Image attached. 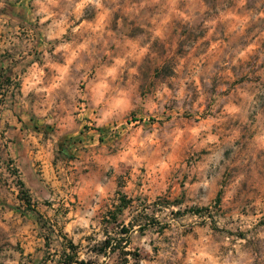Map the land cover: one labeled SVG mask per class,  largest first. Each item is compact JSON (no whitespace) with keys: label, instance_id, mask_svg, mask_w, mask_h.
I'll return each instance as SVG.
<instances>
[{"label":"rangeland","instance_id":"obj_1","mask_svg":"<svg viewBox=\"0 0 264 264\" xmlns=\"http://www.w3.org/2000/svg\"><path fill=\"white\" fill-rule=\"evenodd\" d=\"M13 126L116 183L74 239L37 215L27 264H264V0H0ZM13 160L6 139L10 192ZM152 177V207L127 197Z\"/></svg>","mask_w":264,"mask_h":264},{"label":"crops","instance_id":"obj_2","mask_svg":"<svg viewBox=\"0 0 264 264\" xmlns=\"http://www.w3.org/2000/svg\"><path fill=\"white\" fill-rule=\"evenodd\" d=\"M27 132V128L21 126L6 130L0 127V147L8 139V149L14 159L9 167L17 171L30 197L27 206L18 197V188H12L11 192L5 189L0 174V264L29 262L20 254L32 257L37 215L49 217L62 233L73 239L86 228L94 227L93 218L99 211L100 201L116 187L114 178L103 180L95 174L97 168L91 164L94 160H88L87 164L78 159L60 161L54 156L53 141L40 140ZM158 194L159 181L152 177L127 197L142 195L152 207ZM112 201L116 203L117 199ZM124 222L132 221L128 217ZM17 241L21 246L18 255ZM38 241L39 238L36 243Z\"/></svg>","mask_w":264,"mask_h":264},{"label":"trees","instance_id":"obj_3","mask_svg":"<svg viewBox=\"0 0 264 264\" xmlns=\"http://www.w3.org/2000/svg\"><path fill=\"white\" fill-rule=\"evenodd\" d=\"M17 187H18V197L22 200H24V202L26 203V205L28 206V204L30 203V197L28 196L27 194V189L25 188L23 182L21 180H18L17 181ZM130 200H126L124 198L123 195L119 196L118 197V201L116 202L115 204V207L114 209L112 210H108V220L107 221H117V218H118V214H120L121 210L123 208H125L128 204H129ZM139 228H142V226L140 225ZM129 230V227L128 226H125V225H122L121 228H120V231L121 232H124L126 233L127 231ZM116 239V238H114ZM115 246L113 247V249H115V247H119L121 245V240L120 239H116L115 240ZM102 244L104 247H107V246H110L111 244V238L110 237H106L103 241H102ZM69 247L71 249L74 250V252H76V246L73 245V244H69ZM129 252L125 253V254H128ZM77 258H72L71 255L67 254L65 255V259H64V262L65 263H72L73 261L76 262Z\"/></svg>","mask_w":264,"mask_h":264}]
</instances>
